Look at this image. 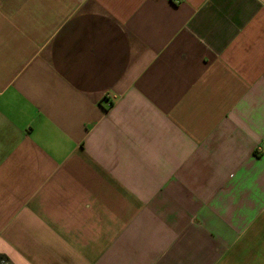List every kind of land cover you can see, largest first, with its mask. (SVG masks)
Returning <instances> with one entry per match:
<instances>
[{
  "label": "crops",
  "instance_id": "1",
  "mask_svg": "<svg viewBox=\"0 0 264 264\" xmlns=\"http://www.w3.org/2000/svg\"><path fill=\"white\" fill-rule=\"evenodd\" d=\"M10 264H264V0H0Z\"/></svg>",
  "mask_w": 264,
  "mask_h": 264
},
{
  "label": "trees",
  "instance_id": "2",
  "mask_svg": "<svg viewBox=\"0 0 264 264\" xmlns=\"http://www.w3.org/2000/svg\"><path fill=\"white\" fill-rule=\"evenodd\" d=\"M0 262H1V264L2 263L3 264H10V262L8 261V259L4 255H2V254H0Z\"/></svg>",
  "mask_w": 264,
  "mask_h": 264
},
{
  "label": "rangeland",
  "instance_id": "3",
  "mask_svg": "<svg viewBox=\"0 0 264 264\" xmlns=\"http://www.w3.org/2000/svg\"><path fill=\"white\" fill-rule=\"evenodd\" d=\"M0 264H1V262H0ZM3 264V263H2Z\"/></svg>",
  "mask_w": 264,
  "mask_h": 264
}]
</instances>
